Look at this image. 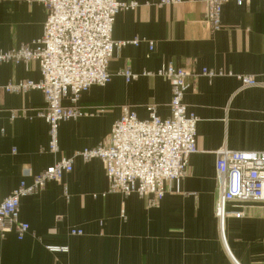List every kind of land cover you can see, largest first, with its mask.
I'll use <instances>...</instances> for the list:
<instances>
[{
	"label": "crops",
	"instance_id": "obj_1",
	"mask_svg": "<svg viewBox=\"0 0 264 264\" xmlns=\"http://www.w3.org/2000/svg\"><path fill=\"white\" fill-rule=\"evenodd\" d=\"M118 1L137 6L117 12L112 39L139 42L116 48L108 62L111 80L81 93L79 106L87 113L59 123L56 152L38 115L42 91L4 88L39 81L38 63L0 62V201L60 158L106 142L124 106L139 119L148 117L147 104L168 117L169 81L143 74L165 64L197 74L183 102L197 117L198 150L188 157L179 188L169 183L154 202L107 192L102 161L75 157L60 180L20 197L18 220L28 229L21 239L14 227L0 230V264H264V204L228 201L222 227L215 213L216 151H264V0H227L218 30L205 20L207 0ZM46 17L42 2L1 1L0 51L33 46ZM125 68L138 77L126 81L119 73ZM203 68L214 75H201ZM241 76L256 84L243 85ZM72 228L82 233L73 235Z\"/></svg>",
	"mask_w": 264,
	"mask_h": 264
},
{
	"label": "built area",
	"instance_id": "obj_2",
	"mask_svg": "<svg viewBox=\"0 0 264 264\" xmlns=\"http://www.w3.org/2000/svg\"><path fill=\"white\" fill-rule=\"evenodd\" d=\"M4 1V0H0ZM31 1V0H28ZM47 10L42 35L33 46L21 45L8 51H0V62L36 61L41 78L39 81L21 80L7 84L11 92H26L39 89L43 93L44 105L38 109L48 125V148L58 150V126L68 119H75L87 112L79 106L80 95L92 85L103 86L111 80L108 62L116 48L130 41L113 40L111 37L115 15L120 10L133 9L136 1L118 0H36ZM180 0H161L160 4L176 3ZM227 0H207L205 20L212 30L221 26V8ZM242 3L246 0H235ZM152 43H149V49ZM126 81L136 79L139 74L125 68L119 72ZM166 78L171 86L170 115L160 118L153 104H147L146 119L124 106L123 112L112 125L106 142L91 148H83L69 157H62L53 165L33 175V181L18 187L0 201V230L14 227L21 239L28 224L18 220L19 199L35 193L52 180H60L64 173L72 170L75 157L83 160L98 158L102 161L107 178V192L123 195L135 193L150 196L151 200L163 197L169 183L179 188L185 173L188 157L195 153L197 117L186 111L184 91L191 84L189 79L197 74L172 64L162 65L155 72H144ZM201 75L211 77L214 72L203 68ZM245 86L256 81L241 76ZM67 98L68 104H63ZM215 171L217 200L215 213L222 227L225 204L228 201L264 204V151H242L219 149L216 151ZM28 173V172H26ZM238 215V214H237ZM70 233L79 235L81 229L72 228ZM51 251H65L66 247L48 246Z\"/></svg>",
	"mask_w": 264,
	"mask_h": 264
},
{
	"label": "rangeland",
	"instance_id": "obj_3",
	"mask_svg": "<svg viewBox=\"0 0 264 264\" xmlns=\"http://www.w3.org/2000/svg\"><path fill=\"white\" fill-rule=\"evenodd\" d=\"M221 27V26H220Z\"/></svg>",
	"mask_w": 264,
	"mask_h": 264
}]
</instances>
